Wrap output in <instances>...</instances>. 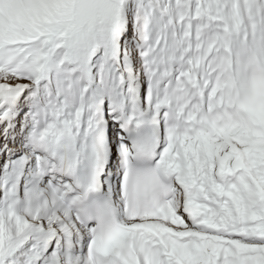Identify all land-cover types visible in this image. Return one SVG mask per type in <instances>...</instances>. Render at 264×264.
<instances>
[{
    "label": "snow or ice",
    "instance_id": "snow-or-ice-1",
    "mask_svg": "<svg viewBox=\"0 0 264 264\" xmlns=\"http://www.w3.org/2000/svg\"><path fill=\"white\" fill-rule=\"evenodd\" d=\"M0 264H264V0H0Z\"/></svg>",
    "mask_w": 264,
    "mask_h": 264
}]
</instances>
